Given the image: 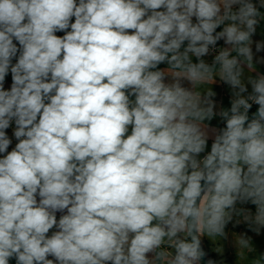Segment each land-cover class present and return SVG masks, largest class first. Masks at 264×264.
I'll use <instances>...</instances> for the list:
<instances>
[{
  "label": "clouds",
  "instance_id": "9594fccd",
  "mask_svg": "<svg viewBox=\"0 0 264 264\" xmlns=\"http://www.w3.org/2000/svg\"><path fill=\"white\" fill-rule=\"evenodd\" d=\"M262 12L0 0V264H217L203 237L226 238L239 212L259 235L264 69H244L264 65ZM216 79L228 106L195 90Z\"/></svg>",
  "mask_w": 264,
  "mask_h": 264
},
{
  "label": "crops",
  "instance_id": "0c3cea01",
  "mask_svg": "<svg viewBox=\"0 0 264 264\" xmlns=\"http://www.w3.org/2000/svg\"><path fill=\"white\" fill-rule=\"evenodd\" d=\"M258 19L261 20V23L257 26L256 34L253 36L254 41L264 40V12L261 13V17ZM221 46L223 47V42H220ZM253 51H255V47L253 45ZM235 55V52L232 53ZM257 55H264V53H260ZM213 56L208 55L205 57V60L208 64L212 63ZM161 67H165L161 65ZM219 65L216 66L214 72L216 75H219L218 72ZM264 69V65L254 64L253 68L245 67L244 69V76L245 78L248 76L249 73H254L256 71H260ZM8 83L10 84V77L8 78ZM208 89H212L217 93V100L222 101L224 106H228V94L227 89L220 83L219 79L216 80H208L201 85L196 86L195 90L198 91H206ZM213 124H216V121H212ZM245 213L239 212L233 216V221L227 225L225 229L227 233V237H210L213 240L211 246L216 249L217 256L220 262H225L224 264H249V261L259 256V254L264 251V248L257 249L258 251H253L252 249H244V254L238 255L240 251L239 248H236L234 240H238L239 236L242 233H247L248 236H251L252 239H264V230L261 231L259 235L256 233L249 231L247 223L244 221ZM183 235V234H182ZM205 237V235H204ZM206 240V238H205ZM207 242V241H206ZM208 243V242H207ZM222 243V244H221ZM223 245V249L221 252H218L217 249ZM210 246V245H209ZM225 247V248H224ZM227 262V263H226Z\"/></svg>",
  "mask_w": 264,
  "mask_h": 264
},
{
  "label": "rangeland",
  "instance_id": "374dc122",
  "mask_svg": "<svg viewBox=\"0 0 264 264\" xmlns=\"http://www.w3.org/2000/svg\"><path fill=\"white\" fill-rule=\"evenodd\" d=\"M9 134H10V133H9ZM205 238H206V241L208 242V244L210 245V246H209L210 251L214 254V256H215L216 258H218V256H217L218 254H217V252H216V249L213 248V247L211 246V243L213 242V240L210 239V237H209L207 234H205ZM237 241H238V240H234L235 245H236L235 247L240 249V247H239ZM221 244H222V243H221ZM251 245H252V250H253V251H258L257 249H259V248H261L260 250H262V248H264V239H251ZM224 248H225V247H224ZM222 249H223V245H221V246L217 249V251H218V252H221ZM262 252H264V251H262Z\"/></svg>",
  "mask_w": 264,
  "mask_h": 264
},
{
  "label": "water",
  "instance_id": "95a60500",
  "mask_svg": "<svg viewBox=\"0 0 264 264\" xmlns=\"http://www.w3.org/2000/svg\"><path fill=\"white\" fill-rule=\"evenodd\" d=\"M254 110H255V109H254ZM254 110H253V111H254ZM203 244H204V248H205V250H206V252H207V258H206V259H210V260H214V261H215L213 255H212V252L210 251V249H209V247H208V244H207V242H206V240H205V237H203ZM202 264H203V262H202Z\"/></svg>",
  "mask_w": 264,
  "mask_h": 264
},
{
  "label": "trees",
  "instance_id": "16d2710c",
  "mask_svg": "<svg viewBox=\"0 0 264 264\" xmlns=\"http://www.w3.org/2000/svg\"><path fill=\"white\" fill-rule=\"evenodd\" d=\"M255 108H253V110H254ZM208 244V243H207ZM208 247H209V244H208ZM210 249V248H209ZM212 255H213V257H214V259H215V261L217 262V264H224L225 262H220L219 261V258H216L215 256H214V254L212 253ZM227 263V262H226ZM229 264V263H228Z\"/></svg>",
  "mask_w": 264,
  "mask_h": 264
},
{
  "label": "built area",
  "instance_id": "2783aa9c",
  "mask_svg": "<svg viewBox=\"0 0 264 264\" xmlns=\"http://www.w3.org/2000/svg\"><path fill=\"white\" fill-rule=\"evenodd\" d=\"M220 46H221V44H220ZM222 47V46H221ZM220 49L219 48H217V49H215L211 54H209L210 56H213L214 54H215V52H218Z\"/></svg>",
  "mask_w": 264,
  "mask_h": 264
}]
</instances>
